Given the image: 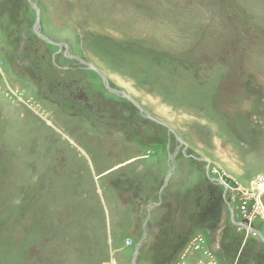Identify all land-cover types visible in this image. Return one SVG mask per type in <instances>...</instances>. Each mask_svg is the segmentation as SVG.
Instances as JSON below:
<instances>
[{"label":"rangeland","instance_id":"1","mask_svg":"<svg viewBox=\"0 0 264 264\" xmlns=\"http://www.w3.org/2000/svg\"><path fill=\"white\" fill-rule=\"evenodd\" d=\"M32 1L54 44L0 0V264H249L264 0Z\"/></svg>","mask_w":264,"mask_h":264},{"label":"water","instance_id":"2","mask_svg":"<svg viewBox=\"0 0 264 264\" xmlns=\"http://www.w3.org/2000/svg\"><path fill=\"white\" fill-rule=\"evenodd\" d=\"M28 1H29V3L31 4V6L35 9L36 14H37L36 22H35V24H34V26H33V30H34V32L36 33V35H37L39 38L43 39L44 41H46V42H48V43H51V44H54V41H52L48 36L44 35V34L41 32V30H40V8H39V6H38L34 1H32V0H28ZM57 45H60V46L63 45V46L65 47V55H66L67 57H69V58H71V59H75V60L79 61L80 63L86 65V66H87L88 68H90L91 70H94V71L98 72L99 75L103 78V80H105L106 86H107V88H108L111 92H114L115 94L121 95V96H123V97H125V98L131 100L132 102H134V101L132 100V98H131L126 92H124V91H122V90H119V89H116V88L112 87V86L108 83V80H107V78L104 76V74H103V73H100L99 70H98L93 64H91V63L88 62L87 60L83 59V58H82L81 56H79V55L70 54V53L68 52V48H69V47H68L67 44L58 43ZM134 104H136V103L134 102ZM140 110H141V112H144L141 108H140ZM146 117L149 118V119H152V120H154V121H156V122H158V123H160V124H162V125H164V126H166V127L168 128V130L171 131V132L173 133L172 128H171L170 126H168L166 123H164V122H162V121H160V120H157L156 118H154V117H152V116H150V115H148V114H146ZM179 140H180V139H179ZM181 142H182V141H181ZM219 183L222 184L223 182L219 180ZM223 185H224V184H223ZM163 187H164V186H163ZM229 200H230V199H229ZM229 202H230V201H229ZM229 207H230V204H229ZM230 208H231V207H230ZM232 215H233V214H232ZM240 225H241L242 227H247V226L245 225L244 222L240 223ZM248 229H249L250 232H252V233H257V234L261 237V234L258 233L257 231H255V230L253 229L252 225L249 226ZM261 238H262V237H261ZM138 249H139V248H137L136 251H135V254H134V257H133V261H132V264H135V262H136V257H137V255H138Z\"/></svg>","mask_w":264,"mask_h":264},{"label":"trees","instance_id":"3","mask_svg":"<svg viewBox=\"0 0 264 264\" xmlns=\"http://www.w3.org/2000/svg\"><path fill=\"white\" fill-rule=\"evenodd\" d=\"M31 5V4H30ZM254 225V224H253ZM253 237V236H252ZM214 237H212L213 239ZM256 241H254V245H253V250L250 252L249 255V264H258V259L256 258V256L259 254L260 251H262L263 246H264V240H261L260 238H254ZM214 240V239H213ZM212 240V241H213ZM264 251V250H263ZM220 258L221 260L224 259V252L220 250Z\"/></svg>","mask_w":264,"mask_h":264},{"label":"built area","instance_id":"4","mask_svg":"<svg viewBox=\"0 0 264 264\" xmlns=\"http://www.w3.org/2000/svg\"><path fill=\"white\" fill-rule=\"evenodd\" d=\"M257 184H259L258 187L261 186V188H257V187H256ZM234 189H235V188H234ZM254 190H255V191L257 190L259 194L264 192V174L260 175L259 178H258V180H257V182H255ZM239 191H241V190H239ZM252 194H253V193H252ZM247 195H248V196H251V194H250L249 192H247ZM243 196H244V195H243ZM252 219H253V218H251V216H244V218H243V221H244L245 225L247 226V227H245V229H246L247 231H249V229H248L249 226L252 225ZM245 221H246V222H245ZM249 233H252V232L249 231ZM177 264H185V263H180V262H178Z\"/></svg>","mask_w":264,"mask_h":264},{"label":"bare ground","instance_id":"5","mask_svg":"<svg viewBox=\"0 0 264 264\" xmlns=\"http://www.w3.org/2000/svg\"><path fill=\"white\" fill-rule=\"evenodd\" d=\"M258 186H259V184H257L256 187H257V188H261V186H260V187H258ZM23 253H24V251H23ZM44 259H45V258H44Z\"/></svg>","mask_w":264,"mask_h":264},{"label":"flooded vegetation","instance_id":"6","mask_svg":"<svg viewBox=\"0 0 264 264\" xmlns=\"http://www.w3.org/2000/svg\"><path fill=\"white\" fill-rule=\"evenodd\" d=\"M42 32V31H41ZM63 46V45H62ZM64 47V46H63ZM64 50H65V47H64ZM68 51H69V48H68Z\"/></svg>","mask_w":264,"mask_h":264}]
</instances>
